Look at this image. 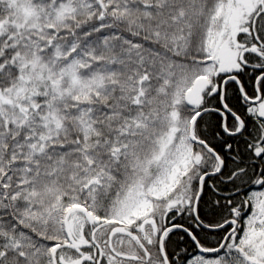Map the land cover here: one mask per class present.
<instances>
[{
  "label": "snow or ice",
  "instance_id": "6c2138e0",
  "mask_svg": "<svg viewBox=\"0 0 264 264\" xmlns=\"http://www.w3.org/2000/svg\"><path fill=\"white\" fill-rule=\"evenodd\" d=\"M0 264H264V0H0Z\"/></svg>",
  "mask_w": 264,
  "mask_h": 264
}]
</instances>
